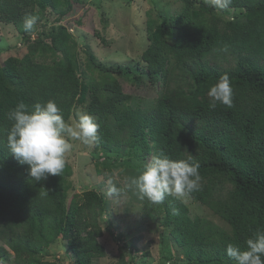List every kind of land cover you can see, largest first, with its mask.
I'll return each mask as SVG.
<instances>
[{
  "label": "trees",
  "instance_id": "trees-1",
  "mask_svg": "<svg viewBox=\"0 0 264 264\" xmlns=\"http://www.w3.org/2000/svg\"><path fill=\"white\" fill-rule=\"evenodd\" d=\"M181 1L183 10L172 16L174 43L167 40L165 23L151 19L149 44L136 66L106 65L89 50L87 68L101 78L86 82L80 78L76 38L66 24L30 32L23 28L26 15L39 21L47 9L57 10L59 22L72 10L70 0H0V22L13 24L29 49L0 63V257L10 249L16 264H56L37 255L60 237L76 264H92L107 255L100 241L104 194L85 190L70 198L68 162L61 175L36 182L28 165L9 152L12 121L7 113L19 102L31 107L53 100L67 122L84 105L99 124L94 153L104 167L118 162L125 149L135 154L137 170L147 156L161 153L198 163L201 188L189 195L226 221L230 233L192 218L189 207L173 197L159 205L144 199L142 205L143 216L160 220L183 248L187 264H235L226 254L227 245L243 250L248 238L264 230V0H232L225 9L238 12L232 18L207 1ZM48 53L51 59L38 58ZM132 74L138 80L145 74L152 84L162 80V92L151 107L134 106L132 95L124 91L120 78L129 80ZM225 74L233 87V107L211 109L207 92ZM113 185L121 191H109L112 197L125 194V185ZM125 258L120 252L121 264Z\"/></svg>",
  "mask_w": 264,
  "mask_h": 264
},
{
  "label": "rangeland",
  "instance_id": "rangeland-1",
  "mask_svg": "<svg viewBox=\"0 0 264 264\" xmlns=\"http://www.w3.org/2000/svg\"><path fill=\"white\" fill-rule=\"evenodd\" d=\"M73 1V3H72ZM203 1V0H198ZM207 1V0H204ZM72 10L59 22L57 10L47 9L42 12L41 19L35 26L37 30L50 29L52 25L66 24L76 38L80 54V78L86 82L101 78L99 72L87 68V51L91 50L98 60L104 64L130 63L136 66L149 42L147 23L154 19L157 23H165L167 40L174 43L177 30L172 26V16L183 10L181 0H70ZM66 8V7H63ZM217 12L225 18L237 15L234 9ZM240 18H243L240 16ZM76 30V31H75ZM35 33V32H34ZM36 37V35H33ZM34 39V37H33ZM27 44L13 24L0 22V63L9 56L22 57L28 52ZM51 54H40L38 58H50ZM128 66V65H126ZM125 80L120 78L124 91L132 95V104L144 108L151 107L162 92V80L152 84L143 74L142 80ZM108 78V77H107ZM133 78V79H132ZM77 112H87L78 106L69 119L70 124L77 120ZM72 149L66 155V161L72 167L69 177L71 196L74 192L98 190L107 199V206L100 217L103 236L100 241L105 245L107 255L94 258L92 264H121L120 252L126 254V264H187L183 258L184 250L167 233L161 221H150L143 216L142 205L136 190L129 187L131 177L138 175L140 170L134 165L138 160L131 150L121 152L118 162L110 161V166L99 165L95 145H85L78 140H71ZM146 157L145 162L151 160ZM125 185V194L120 197L111 196L108 187L110 182ZM134 195V198L131 195ZM190 209L192 218L198 216L201 223L215 229L231 232V226L216 215L209 207L196 202L191 195L182 200ZM3 242L0 240V245ZM139 248V249H138ZM69 246L61 237L57 244L46 246L37 258L56 264H76L75 254L70 253ZM0 257V264H16L15 253Z\"/></svg>",
  "mask_w": 264,
  "mask_h": 264
},
{
  "label": "clouds",
  "instance_id": "clouds-1",
  "mask_svg": "<svg viewBox=\"0 0 264 264\" xmlns=\"http://www.w3.org/2000/svg\"><path fill=\"white\" fill-rule=\"evenodd\" d=\"M207 2L211 7L221 10L232 4V0ZM37 21V16L26 15L23 19L24 30L32 31ZM207 96L211 109H215L218 104L232 108L233 87L229 76L225 74L212 84ZM76 115L77 120L70 124L53 100L37 101L31 107L19 102L7 113L8 119L12 121L7 135V148L21 165H28L32 180L37 182L50 175L62 174L66 167V155L73 146L70 139L85 145L99 141L96 118L87 112H77ZM201 180L199 164L191 158L172 159L161 153L153 156L138 175L130 178L129 187L136 190L140 199L159 205L166 197L182 201L186 195L199 191ZM109 183L111 193L118 194L121 191L111 181ZM172 212L178 215L179 209L173 208ZM245 243L246 248L243 250L237 245L228 244L227 256L235 264H264V230H257Z\"/></svg>",
  "mask_w": 264,
  "mask_h": 264
},
{
  "label": "crops",
  "instance_id": "crops-1",
  "mask_svg": "<svg viewBox=\"0 0 264 264\" xmlns=\"http://www.w3.org/2000/svg\"><path fill=\"white\" fill-rule=\"evenodd\" d=\"M94 261V260H93Z\"/></svg>",
  "mask_w": 264,
  "mask_h": 264
}]
</instances>
